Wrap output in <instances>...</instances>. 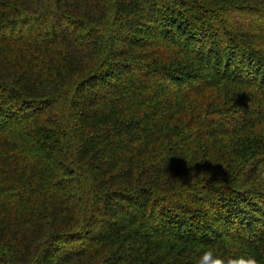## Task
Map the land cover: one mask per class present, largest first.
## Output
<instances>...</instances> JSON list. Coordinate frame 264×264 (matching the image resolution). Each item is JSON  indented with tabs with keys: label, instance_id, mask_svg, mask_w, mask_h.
Returning <instances> with one entry per match:
<instances>
[{
	"label": "trees",
	"instance_id": "trees-1",
	"mask_svg": "<svg viewBox=\"0 0 264 264\" xmlns=\"http://www.w3.org/2000/svg\"><path fill=\"white\" fill-rule=\"evenodd\" d=\"M264 264V0H0V264Z\"/></svg>",
	"mask_w": 264,
	"mask_h": 264
},
{
	"label": "clouds",
	"instance_id": "clouds-1",
	"mask_svg": "<svg viewBox=\"0 0 264 264\" xmlns=\"http://www.w3.org/2000/svg\"><path fill=\"white\" fill-rule=\"evenodd\" d=\"M196 264H259V261L251 255H231L225 257L216 251L209 249L204 251L197 259Z\"/></svg>",
	"mask_w": 264,
	"mask_h": 264
}]
</instances>
